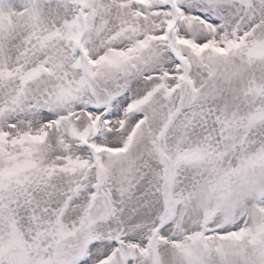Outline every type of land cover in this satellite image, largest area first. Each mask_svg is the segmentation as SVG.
I'll use <instances>...</instances> for the list:
<instances>
[{
    "label": "snow or ice",
    "instance_id": "6c2138e0",
    "mask_svg": "<svg viewBox=\"0 0 264 264\" xmlns=\"http://www.w3.org/2000/svg\"><path fill=\"white\" fill-rule=\"evenodd\" d=\"M0 264H264V0H0Z\"/></svg>",
    "mask_w": 264,
    "mask_h": 264
}]
</instances>
